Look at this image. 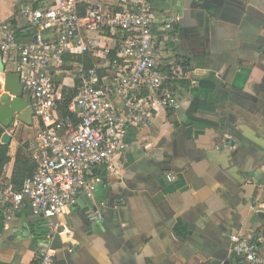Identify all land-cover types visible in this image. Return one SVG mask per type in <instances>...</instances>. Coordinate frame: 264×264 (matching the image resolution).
I'll return each mask as SVG.
<instances>
[{
	"label": "crops",
	"instance_id": "obj_1",
	"mask_svg": "<svg viewBox=\"0 0 264 264\" xmlns=\"http://www.w3.org/2000/svg\"><path fill=\"white\" fill-rule=\"evenodd\" d=\"M29 2L0 0V22L24 25ZM156 7L174 17L168 60L188 62L194 83L180 80L175 108L129 130L113 167L96 170L103 183L95 197L61 217L65 231L47 239L28 213L10 222L0 215V264H40V244L55 264H246L229 236L264 225L252 210L264 195V0H156ZM196 102L214 108L193 110ZM11 136L5 167L13 177L31 135ZM88 207L103 219L90 222Z\"/></svg>",
	"mask_w": 264,
	"mask_h": 264
},
{
	"label": "built area",
	"instance_id": "obj_2",
	"mask_svg": "<svg viewBox=\"0 0 264 264\" xmlns=\"http://www.w3.org/2000/svg\"><path fill=\"white\" fill-rule=\"evenodd\" d=\"M21 11L24 25L0 22V56L31 96L36 129L23 144L36 169L20 189L6 167L0 171V215L10 222L26 212L53 239L67 228V209L94 197L103 183L96 170L113 167L129 130L153 125L177 106L179 81L194 80L168 60L174 17L156 0H30ZM22 125L16 119L5 131ZM252 210L264 215V195ZM86 214L92 223L103 219L100 209ZM229 240L243 263L264 264V225ZM37 255L55 264L45 244Z\"/></svg>",
	"mask_w": 264,
	"mask_h": 264
},
{
	"label": "water",
	"instance_id": "obj_3",
	"mask_svg": "<svg viewBox=\"0 0 264 264\" xmlns=\"http://www.w3.org/2000/svg\"><path fill=\"white\" fill-rule=\"evenodd\" d=\"M0 143L10 145L12 136L5 131L14 120H19L27 126H33L34 110L31 96L24 92L20 82V75L16 72L6 71L3 59L0 56ZM235 145V141H231ZM96 193L94 194L95 197ZM78 204L83 206L84 202L80 198ZM91 210L89 207L84 212ZM95 210V209H93Z\"/></svg>",
	"mask_w": 264,
	"mask_h": 264
},
{
	"label": "trees",
	"instance_id": "obj_4",
	"mask_svg": "<svg viewBox=\"0 0 264 264\" xmlns=\"http://www.w3.org/2000/svg\"><path fill=\"white\" fill-rule=\"evenodd\" d=\"M183 67L187 69L188 62H182ZM68 100H66L62 105V113L67 114L66 105L68 104ZM193 110L198 108V105L204 107L209 110H213L214 106L206 105L202 102H196ZM24 143V142H23ZM19 147L18 152L16 154L15 160V171L13 173V182L17 188H21L23 182L26 178L31 176L36 169V164L28 157V155L24 152V148L26 144H23ZM10 146L0 144V171L4 169V167L11 161V153Z\"/></svg>",
	"mask_w": 264,
	"mask_h": 264
},
{
	"label": "rangeland",
	"instance_id": "obj_5",
	"mask_svg": "<svg viewBox=\"0 0 264 264\" xmlns=\"http://www.w3.org/2000/svg\"><path fill=\"white\" fill-rule=\"evenodd\" d=\"M36 129V121H34V124H33V126H26V127H24V126H21L20 128H19V132L21 131L22 132V130H23V132H24V135H27V136H29V135H31L32 134V132L34 131ZM26 140H28V138L26 139ZM25 140V141H26Z\"/></svg>",
	"mask_w": 264,
	"mask_h": 264
}]
</instances>
